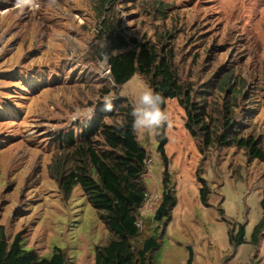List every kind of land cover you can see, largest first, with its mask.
I'll return each instance as SVG.
<instances>
[{"label":"rangeland","instance_id":"obj_1","mask_svg":"<svg viewBox=\"0 0 264 264\" xmlns=\"http://www.w3.org/2000/svg\"><path fill=\"white\" fill-rule=\"evenodd\" d=\"M155 1L167 6L165 16L145 11L144 3L154 0H114L112 15L94 11L96 0H0V139L15 135L0 143V224L10 241L20 234L23 247L42 257L59 248L67 264H93L94 247L106 238L80 189L66 198L50 170L60 151L52 143L55 132L78 134L97 118L115 124L119 106L132 108L134 98L150 87L138 73L121 86L111 81L109 64H103L107 56L97 50L104 36L100 16H116L110 19L115 31L134 38L135 45L168 32L166 48L174 55L179 82L190 90L193 104L207 103L211 113L225 94L211 87L232 71L238 89L235 100L231 97L235 124L247 120L239 136L253 133L264 147V0ZM108 95L111 116L103 102ZM8 107L23 120L9 121ZM90 108L88 118L83 114ZM164 110L172 118V127L160 130L166 164L158 135L135 133L146 151L140 217L153 216L164 191L175 195L154 264H185L189 256L190 264H264V231L256 248L249 245L262 215L264 161L232 141L204 142L178 99H167ZM239 226L244 243L235 246L229 233L235 235Z\"/></svg>","mask_w":264,"mask_h":264},{"label":"trees","instance_id":"obj_2","mask_svg":"<svg viewBox=\"0 0 264 264\" xmlns=\"http://www.w3.org/2000/svg\"><path fill=\"white\" fill-rule=\"evenodd\" d=\"M113 1L96 0L94 11L100 12L101 15L105 12L112 15L114 11L110 6ZM143 6L147 7L145 11L159 18L167 13V6H163L160 1L154 0L151 6L145 2ZM115 17L100 16L104 36L100 37L102 39L97 47V50H101L107 56L111 81L115 86L125 84L138 73L164 98L163 109L167 99L176 98L181 104H185L188 125L194 128L199 126L197 129L202 134L204 142L214 139L219 145H224L232 141L238 147L247 148L250 158L264 161L262 138L258 136L256 139L253 133L239 136L245 131L246 128L243 126L247 120L235 124L234 100L238 89L232 86V83L237 82L234 77L237 75L229 71L215 80L216 83L211 88L224 91L225 97L222 98V105L217 104L211 113L208 111L207 103L193 104L189 95L190 90L186 89L184 82H179L174 55L171 49L166 48L165 39L169 36L168 32L158 33L154 38L135 45L134 38L127 40L125 36L115 31V24L110 21L111 18L114 21ZM4 111L10 116L9 121L17 123L23 120L19 114L11 115L12 111L9 107ZM117 112L119 120L112 125L105 124L101 118H97L96 123L82 129L78 134L71 130L67 133L55 132L52 143H56L60 151L56 159L57 155L54 156L49 167L66 198L76 187L80 189L85 201L95 209L106 231L104 242L94 247L93 264H154V253L162 246L163 233L170 220L175 195L173 192L164 191L153 216L149 219L140 217L139 211L147 194L144 181L146 151L137 141L136 134L132 130L131 108L119 106ZM106 114L108 115V112ZM209 122L212 130L208 129ZM121 123L124 127H120ZM14 137V134L5 136L0 139V143L6 144ZM158 139L160 140L158 149L163 154L165 136L162 132L158 135ZM164 162L165 164L167 162L165 158ZM206 194L207 186L202 182L200 190L202 202H205ZM260 208L261 218L253 227L249 237V245L252 248L259 245L264 231V193ZM138 220L141 222V227L138 225ZM155 224L161 230L157 228L158 226H154ZM243 234L242 226L238 227L235 235L230 232V243L235 246L244 243ZM52 252L51 256L46 258L35 250L24 248L20 234L10 241L5 227L0 224V264L68 263L65 250L56 248ZM190 263L191 256L185 264Z\"/></svg>","mask_w":264,"mask_h":264},{"label":"clouds","instance_id":"obj_3","mask_svg":"<svg viewBox=\"0 0 264 264\" xmlns=\"http://www.w3.org/2000/svg\"><path fill=\"white\" fill-rule=\"evenodd\" d=\"M113 97L105 96L103 102L105 111L113 110ZM164 98L151 87L145 86L143 91L134 98L130 115L132 117V130L134 133H150L159 135L160 130L167 127H172V118L163 108ZM94 109L90 108L84 113L88 118H91ZM120 127H124L121 123Z\"/></svg>","mask_w":264,"mask_h":264},{"label":"built area","instance_id":"obj_4","mask_svg":"<svg viewBox=\"0 0 264 264\" xmlns=\"http://www.w3.org/2000/svg\"><path fill=\"white\" fill-rule=\"evenodd\" d=\"M103 64H104V65H107V64H108V61L103 62ZM108 68H109V65H108V67L106 68V69H107L106 72H107V71H110V68H109V70H108Z\"/></svg>","mask_w":264,"mask_h":264}]
</instances>
